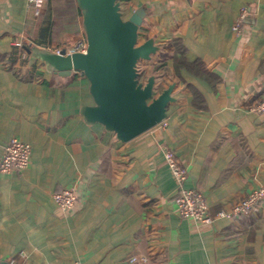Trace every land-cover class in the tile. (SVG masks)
I'll use <instances>...</instances> for the list:
<instances>
[{
	"label": "crops",
	"instance_id": "crops-1",
	"mask_svg": "<svg viewBox=\"0 0 264 264\" xmlns=\"http://www.w3.org/2000/svg\"><path fill=\"white\" fill-rule=\"evenodd\" d=\"M122 17L143 8L136 63L156 96L173 85L164 118L121 141L82 109L94 104L81 71L60 76L23 46L67 50L85 37L76 0H0V155L11 137L29 143L21 171L0 172V261L9 264H264V197L250 213L216 217L264 187V0H118ZM247 6L241 32L231 27ZM18 47L13 63L7 60ZM186 168L214 219L181 218L179 184L164 161ZM75 186L66 210L52 193ZM132 255L145 261L130 262ZM10 260L13 262L10 263Z\"/></svg>",
	"mask_w": 264,
	"mask_h": 264
},
{
	"label": "water",
	"instance_id": "water-1",
	"mask_svg": "<svg viewBox=\"0 0 264 264\" xmlns=\"http://www.w3.org/2000/svg\"><path fill=\"white\" fill-rule=\"evenodd\" d=\"M82 11L87 47L84 52L67 53L49 49L44 43L23 46L49 71L67 76L81 71L89 81L94 104L84 106L87 121L99 122L127 141L160 122L173 100V85L158 95L152 92L153 78L138 79L136 63L155 50L151 39L138 42V27L145 14L135 9L122 17L118 0H76ZM0 264H9L1 260Z\"/></svg>",
	"mask_w": 264,
	"mask_h": 264
},
{
	"label": "built area",
	"instance_id": "built-area-1",
	"mask_svg": "<svg viewBox=\"0 0 264 264\" xmlns=\"http://www.w3.org/2000/svg\"><path fill=\"white\" fill-rule=\"evenodd\" d=\"M35 11H38L44 4L45 0H27ZM248 13L247 6L243 5L239 9V13L232 24V31L239 34L242 29L244 17ZM87 47L86 38L83 37L76 41L65 52H84ZM252 110L264 113V94L251 107ZM31 148L29 143L20 140L17 137H11L4 145L0 155V172L9 173L12 171H21L25 169L30 161ZM164 161L171 170V173L179 184L178 191L173 198L176 213L184 219H191L198 223H210L214 219V215L210 213L209 206L203 193L198 189L185 188L181 186L182 181L186 177V168L177 158L176 154L170 150H164ZM264 197V187L259 186L245 195V197L234 202L229 209H219L216 211V217H234L247 214L255 210L259 202ZM52 199L63 210L71 208L76 201L75 186L63 187L59 191L52 193ZM145 256L132 255L130 262L145 261ZM13 262L10 260V263ZM75 264H80L79 262Z\"/></svg>",
	"mask_w": 264,
	"mask_h": 264
},
{
	"label": "trees",
	"instance_id": "trees-1",
	"mask_svg": "<svg viewBox=\"0 0 264 264\" xmlns=\"http://www.w3.org/2000/svg\"><path fill=\"white\" fill-rule=\"evenodd\" d=\"M53 26L52 24V19H51V16L50 14H47L46 15V20L44 22V25L40 26V32H41V38H40V42L41 43H44L45 41H47V34H51V30L50 28ZM17 52H18V47L17 46H12V50L11 52H9L8 54L6 55H3L2 57H5L7 56V60L10 62V63H13V61L16 60V57H17Z\"/></svg>",
	"mask_w": 264,
	"mask_h": 264
}]
</instances>
